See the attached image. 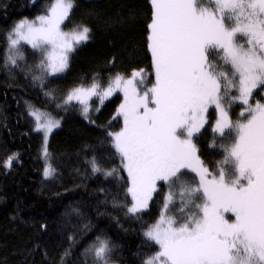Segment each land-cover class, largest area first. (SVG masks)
<instances>
[{
  "label": "snow or ice",
  "instance_id": "obj_1",
  "mask_svg": "<svg viewBox=\"0 0 264 264\" xmlns=\"http://www.w3.org/2000/svg\"><path fill=\"white\" fill-rule=\"evenodd\" d=\"M150 2L151 86L140 70L127 79L117 74L107 88L94 83L87 91L76 89L67 100L79 101L87 116L90 97L102 104L123 93V127L108 135L130 178L134 202L128 212L148 207L158 181L169 187L158 221L144 233L159 246L145 264H264V103L253 101L255 90L264 92V0ZM73 7L74 0H54L46 14L18 22L6 64L23 59L24 42L43 55L38 68L63 72L75 46L89 39L87 26L62 29ZM237 103L242 111L233 121L230 110ZM210 107L218 113L210 146L223 153L215 173L194 143ZM37 112L30 115L37 121L34 130L45 134L47 157V136L60 124L51 118L41 123ZM91 165L107 176L117 171L103 169L95 157ZM182 170L195 172L198 184L185 182ZM44 174H53L50 165ZM170 205L182 214L180 222L169 214ZM111 251L108 241L94 246L99 264H109Z\"/></svg>",
  "mask_w": 264,
  "mask_h": 264
},
{
  "label": "trees",
  "instance_id": "obj_2",
  "mask_svg": "<svg viewBox=\"0 0 264 264\" xmlns=\"http://www.w3.org/2000/svg\"><path fill=\"white\" fill-rule=\"evenodd\" d=\"M53 2L0 0V264H99L94 246L100 241L112 246L109 264H145L159 251L144 233L161 215L166 185L147 211L128 212L129 177L108 135L123 127L118 115L123 93L114 92L102 104L90 97L87 116L79 101L67 97L94 83L107 88L117 74L127 79L140 70L151 86V2L74 0L63 30L87 26L90 32L75 47L65 73L49 76L37 67L43 55L21 44L23 59L16 66L6 64L14 26L46 14ZM256 95L264 103L259 91ZM33 110L61 122L46 146L47 157L44 135L34 130ZM215 120L212 109L209 122L194 138L200 160L212 173L223 160L222 151L210 146ZM93 157L103 169L117 171L111 176L93 172ZM49 165L53 174L45 176ZM182 173L185 182L198 184L197 175ZM172 215L180 222L181 213L173 210Z\"/></svg>",
  "mask_w": 264,
  "mask_h": 264
},
{
  "label": "rangeland",
  "instance_id": "obj_3",
  "mask_svg": "<svg viewBox=\"0 0 264 264\" xmlns=\"http://www.w3.org/2000/svg\"><path fill=\"white\" fill-rule=\"evenodd\" d=\"M23 20H25V19H23ZM26 20H28V21H32V20H34V19H26ZM22 21V20H21ZM20 22V21H19ZM65 22H66V20H65ZM64 22V23H65ZM64 25V24H63ZM63 25L61 26L62 27V29H63ZM10 42V41H9ZM21 45H25V46H27V47H29V48H31L32 50H35V51H38V50H36V49H33L30 45H28V44H26V43H24V42H21ZM78 46V45H77ZM76 47V46H75ZM39 52V51H38ZM39 53H41V52H39ZM71 54L72 53H70L69 54V58H68V65H69V60H70V56H71ZM67 69H68V66H67V68L63 71V72H58V73H55V74H51V73H49V72H47V74L49 75V76H57V75H61V74H63V73H65L66 71H67ZM152 72H153V74H154V68H153V66H152ZM154 77H155V74H154ZM148 80V79H147ZM258 91L263 95V97H264V92H261V90L260 89H257V90H255V92H254V94H253V101H256V100H259L258 99V97H257V93H258ZM74 92V91H73ZM72 92V93H73ZM233 94H235V92H233ZM214 110L215 111V113H216V119L218 118V113H217V111L214 109V107H210L209 109H208V113H207V121L209 122V120H210V112H211V110ZM232 110H233V113L234 114H239V112L240 111H242V106L239 104V103H237V104H233V106H232V108H231ZM232 110H231V112H230V116H231V118L233 119V121H235L236 119H235V116L232 114ZM37 114L41 117V120H40V122L41 123H43V122H46L48 119H50L51 117H49L48 115H44L43 113H41V112H37ZM122 117V116H121ZM35 118V117H34ZM51 119H54V120H58V119H55V118H51ZM123 120V119H122ZM35 121H36V119H35ZM59 121V124H61V122H60V120H58ZM216 121V120H215ZM215 121H214V123H213V126H214V124H215ZM207 122V123H208ZM36 125H37V121H36ZM205 125H207V124H205ZM56 128H54L53 130H52V132L47 136V143L49 142V140H50V137H51V134L53 133V131L55 130ZM43 134H44V132L43 131H41ZM198 135V134H197ZM196 137V136H195ZM194 137V138H195ZM44 138H45V134H44ZM221 158H223V155H221L220 156ZM183 171V170H182ZM189 172H191V173H193V174H195V175H197L195 172H192L191 170H188ZM198 176V175H197ZM199 178V177H198ZM129 182H130V178H129ZM163 184H165L166 185V190H167V193H168V191H169V187H168V185L164 182V181H158L157 182V185H156V191L152 194V198H151V200L154 198V196L157 194V192H158V190H160V188H161V186L163 185ZM131 186V182H130V185H129V187ZM162 189V188H161ZM129 195H130V198H131V206H132V204H133V199H132V196H131V194L129 193ZM151 200H149V202H148V207L146 208V209H142L140 212H138V213H141V212H145V211H147L148 209H149V206H150V204H151ZM179 205H177V207H178ZM172 212H173V209H172V206L170 205V207H169V214H172ZM138 213H133V214H138ZM226 218H229L230 220L231 219H234V217L232 216V214L231 213H227L226 214ZM146 237V236H145ZM147 238V237H146ZM148 239V238H147ZM151 241V240H150ZM153 242V241H152ZM155 243V242H154ZM157 245V244H156ZM158 246V245H157ZM159 247V246H158Z\"/></svg>",
  "mask_w": 264,
  "mask_h": 264
},
{
  "label": "bare ground",
  "instance_id": "obj_4",
  "mask_svg": "<svg viewBox=\"0 0 264 264\" xmlns=\"http://www.w3.org/2000/svg\"><path fill=\"white\" fill-rule=\"evenodd\" d=\"M232 114L235 116V118H236V117H238V115H237V114H234L233 112H232Z\"/></svg>",
  "mask_w": 264,
  "mask_h": 264
}]
</instances>
